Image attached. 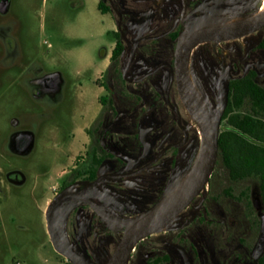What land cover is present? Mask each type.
<instances>
[{
    "label": "flooded vegetation",
    "instance_id": "1",
    "mask_svg": "<svg viewBox=\"0 0 264 264\" xmlns=\"http://www.w3.org/2000/svg\"><path fill=\"white\" fill-rule=\"evenodd\" d=\"M155 1L162 10V25L159 20L151 22L134 38L127 29L133 25V14L142 9L122 12L127 21L116 29L121 39H112L108 64L96 82L102 93L91 107L82 91L67 85L60 71L46 68L30 44H22L6 18L12 1L0 0V66L6 75V81H0V264H40L42 254L51 250L73 264L55 249L52 234L70 251L100 264L96 239L111 250V256L127 226L114 224L154 207L195 161L201 133L179 93L175 45L183 31L195 26L191 22L213 9L231 11L236 2ZM107 4L106 13L117 17L112 1ZM119 42L124 65L117 81L107 67ZM258 42L237 60V54L226 60L236 47H229L222 59L216 54L218 64L230 66L223 73L224 86L250 71L264 82V49L256 48ZM209 43L214 42L204 44ZM194 51L188 58L189 74L209 101L212 94L208 99L205 92L210 82L197 76ZM213 170L190 203L157 230L162 231L159 235L156 231L136 243L127 264H171L174 254L182 264H256L262 252L251 255L247 240L259 237L264 216L257 214L264 206L255 191H250L251 207L246 197L215 199L222 188H213ZM205 189L192 219L175 223L190 215L186 212L196 207ZM74 200L79 201L76 206ZM152 236L159 244L156 248L147 245ZM74 238L76 246L71 244Z\"/></svg>",
    "mask_w": 264,
    "mask_h": 264
},
{
    "label": "rangeland",
    "instance_id": "2",
    "mask_svg": "<svg viewBox=\"0 0 264 264\" xmlns=\"http://www.w3.org/2000/svg\"><path fill=\"white\" fill-rule=\"evenodd\" d=\"M11 1V9L6 18L10 23H13L12 25L16 29L17 36L20 38L22 44L24 46L30 44L29 47L32 52H37L41 55V60L46 61V68L60 71L63 74L67 85L75 87L77 91H82L85 102L91 107L97 105V97L102 93V89L96 84V82L108 64V54L113 46V41L108 32L116 31L119 27L123 28L124 22L127 21L122 12L134 13L135 9H142V11L133 14V25L127 29L131 32V34L129 33L131 38L146 31L151 22L156 23L157 20H159V23L162 17L161 7L156 8L152 0H111L116 8L115 14L119 13L117 17H114L115 15L109 13L99 12L97 9V0ZM159 1L161 0H156L155 2L159 3ZM234 1L236 3L231 11L213 9V12L206 13L190 24L199 26L205 22L211 24L218 22L220 24L226 23L236 18L247 17L254 14L258 10L260 4V0ZM120 6L124 7L123 11ZM158 25H162V23H159ZM195 26L191 27L194 28ZM122 32H124V30H122ZM258 40L259 33L257 31L249 36L241 37L238 40L224 43L214 42L211 44L209 43L208 46L222 59L223 53L228 52L227 49L229 47L234 48L237 45H240L247 54L249 48L257 43ZM131 41L132 39H130V42ZM50 55L52 58L49 57ZM122 64L124 65V62ZM218 65L217 75L219 76H222L225 70L230 69L229 64L225 62ZM0 81L1 83L6 81V75L3 73L1 66ZM224 83L225 82H223V86ZM262 84L264 85V82H262ZM216 85L217 79H215L213 83L210 82V87L208 91L205 92L207 97H209L208 99H210L212 94V98L208 101L195 83L199 97L204 101L207 108L212 111H215L217 99ZM59 112L63 114L61 110ZM217 167L218 168L216 169L215 163L213 170V188L215 190L228 186L232 196H237L239 191L246 188H248L251 193H254L256 190L255 182L252 180L228 183L224 168L221 165ZM205 192L206 189L204 190V193L200 194L197 198L195 204L196 207L194 208L193 206L192 208H189L188 212H186L190 215L185 216L182 219L181 217H178L175 220V223L180 222L181 220L183 222H189L192 219L193 214L198 210L199 201L205 196ZM253 195L254 194L250 195L251 204H253ZM78 203L79 201L74 200L72 205L76 206ZM142 215L143 213L137 217V221ZM257 215L259 218L263 217L264 208L261 207ZM134 219L135 218L130 220L124 219L122 222H119L118 225L114 224V226H128ZM261 225H263V221ZM169 230L175 231L176 229L169 228ZM161 232L162 231H157L155 234L159 235ZM64 239L66 240V238ZM258 240V236L253 239L248 238L247 240L248 249L254 257H257L263 251V249H261L259 253H257ZM71 244L73 246L78 245V239L74 238ZM147 245L154 248L159 246L156 242L155 236L148 239ZM95 249V257L98 259L97 261L100 264L106 263L111 250L108 247L103 248L98 239L95 241ZM41 257L42 262L40 264H66L58 255H55L52 250L45 252ZM45 258H48L46 262L43 260ZM170 259L171 264H182V261L177 254L172 255Z\"/></svg>",
    "mask_w": 264,
    "mask_h": 264
},
{
    "label": "trees",
    "instance_id": "3",
    "mask_svg": "<svg viewBox=\"0 0 264 264\" xmlns=\"http://www.w3.org/2000/svg\"><path fill=\"white\" fill-rule=\"evenodd\" d=\"M97 9L101 13L108 12L110 6L107 0H97ZM260 33L256 48L264 49V27ZM108 34L113 40L121 39L117 31H109ZM122 49L123 44L119 42L107 67V72H111L117 81L121 79L122 62L119 54ZM242 52V47L237 45L236 52L227 55V62H230V55L237 54L235 60L241 58ZM192 65L197 76L200 75L207 84L217 79V55L208 44H203L194 51ZM225 87L228 90V101L220 123L216 169L220 165L224 168L228 183L254 181L255 193L264 206V85L250 71L242 77L228 80ZM230 193L229 187L224 186L214 198L232 196ZM250 195V190L246 188L236 197H246L247 204L251 207ZM256 264H264V249Z\"/></svg>",
    "mask_w": 264,
    "mask_h": 264
},
{
    "label": "water",
    "instance_id": "4",
    "mask_svg": "<svg viewBox=\"0 0 264 264\" xmlns=\"http://www.w3.org/2000/svg\"><path fill=\"white\" fill-rule=\"evenodd\" d=\"M263 27L264 13L233 24H220L219 22L213 25L202 24L195 26L191 31H183L182 37L179 35L174 50V69L181 99L186 109L194 117L201 133L200 150L202 162L200 173L174 202L142 221L137 222L138 218H135L125 228L107 264H123L139 240L153 234L173 220L190 203L191 199L202 190L203 186L208 182V178L216 163L220 121L228 101V90L223 86V79L227 78V74L219 77L217 81L215 111L208 109L211 115L209 117L200 101L189 92L187 87L186 70L189 55L201 44L228 41L248 36ZM128 64L129 61L127 66ZM127 66L123 70V75ZM154 207L148 211H151ZM51 238L55 249L73 264H91L75 252L67 249L55 234H52ZM261 249H264V222L257 244V253Z\"/></svg>",
    "mask_w": 264,
    "mask_h": 264
},
{
    "label": "bare ground",
    "instance_id": "5",
    "mask_svg": "<svg viewBox=\"0 0 264 264\" xmlns=\"http://www.w3.org/2000/svg\"><path fill=\"white\" fill-rule=\"evenodd\" d=\"M263 13H264V0H260L259 8L254 14L247 16V17H241L238 19H233L229 22L221 23V24L238 23L240 21H244L245 19L254 18V17L259 16ZM206 25H213V24L210 23V24H206ZM191 29H193V28H190L186 31H191ZM182 35H183V33H182ZM182 35L180 37H182ZM186 82H187V87L189 89V92L195 98H197L200 101L201 105L203 106V108L205 109V111L207 112L209 117H211L206 104L199 97L196 86L190 77L189 69H188V60H187V70H186ZM201 162H202V153H201V150H199L197 153L196 160H195L194 164L190 167V169L187 171V173L184 175V177L180 180V182L174 188H172V190L170 192H168L166 195H164V197H162L158 201V203H156L155 207L151 211L144 212V214L142 215V217L139 221H142V220L146 219L147 217L153 215L157 211H160L162 208H164L165 206L174 202L178 197H180V195H182V193L190 185V183L193 181V179L199 175L200 168H201ZM123 264H127V260H125L123 262Z\"/></svg>",
    "mask_w": 264,
    "mask_h": 264
}]
</instances>
